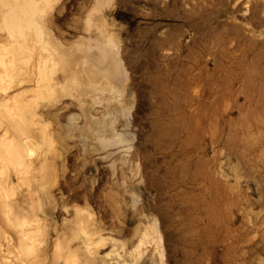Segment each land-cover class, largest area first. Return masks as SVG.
Wrapping results in <instances>:
<instances>
[{"label": "rangeland", "instance_id": "obj_1", "mask_svg": "<svg viewBox=\"0 0 264 264\" xmlns=\"http://www.w3.org/2000/svg\"><path fill=\"white\" fill-rule=\"evenodd\" d=\"M27 1L0 264H264V0Z\"/></svg>", "mask_w": 264, "mask_h": 264}, {"label": "bare ground", "instance_id": "obj_2", "mask_svg": "<svg viewBox=\"0 0 264 264\" xmlns=\"http://www.w3.org/2000/svg\"><path fill=\"white\" fill-rule=\"evenodd\" d=\"M4 1H7V6L3 4ZM51 0H45V2H50ZM0 5H2V16L0 15V62H2L3 65H23L25 64L23 60L25 59L26 52L29 51V47H26L24 42L19 41L17 37H23L26 35V33L29 30H34L35 33L33 36L34 39L41 40L42 39V28L38 26V24L34 21V18L32 16H29L27 12V8L30 5H33L32 1L27 0H0ZM43 43V41H41ZM43 62V63H42ZM44 59L40 62L39 65H34L33 69L31 68L29 72V78L28 75L27 78L23 76V79L18 83L15 84L12 88H15L16 86H20L23 84H26L28 82H32L34 85L33 88L40 90L42 87L44 88V82L46 79V73L44 72ZM24 68V67H23ZM23 68H19L18 72L24 74ZM36 68V69H34ZM9 69V68H8ZM6 70V72H1V76L3 78L11 79L13 75L10 70ZM11 73V74H10ZM27 74V73H26ZM14 78V77H13ZM9 89V88H8ZM8 89H1L0 92L5 96L1 102L8 105L13 100H18L19 98H24L26 91L21 90L16 95L9 97V94H7ZM6 134V132L3 133V135ZM2 135V136H3ZM26 143V142H25ZM11 163L15 166V170L17 171L18 166H22L23 170H26L27 163L23 160L22 153L20 151V143L17 141L16 143H10L9 141L5 140V136L0 138V164L3 166L6 163ZM10 164V165H11ZM12 165V166H13ZM13 166V167H14ZM2 167H0V196H2V190L4 186L6 185L5 179L3 178L2 173ZM8 187V186H7ZM0 206V211H1ZM3 213V216L7 214L6 211H1ZM0 212V213H1ZM1 213V214H2ZM2 216V217H3ZM7 216H5V219ZM9 224L15 229L17 227V224L15 222L8 220ZM8 224V226H9ZM19 243L17 244V248L19 249V253L21 256H28L30 253H33L34 249L33 246L27 245L25 235L26 233L23 232V230L19 229L16 231ZM6 238L7 245L9 246H16L14 245L11 240L8 237ZM8 246V247H9ZM37 254V252H36ZM16 258L15 262H4V264H36L35 262H28L24 258L18 256ZM21 262V263H20Z\"/></svg>", "mask_w": 264, "mask_h": 264}]
</instances>
